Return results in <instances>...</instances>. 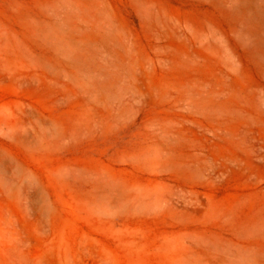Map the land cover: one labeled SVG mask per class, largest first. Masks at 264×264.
Returning <instances> with one entry per match:
<instances>
[{"label": "rangeland", "instance_id": "1", "mask_svg": "<svg viewBox=\"0 0 264 264\" xmlns=\"http://www.w3.org/2000/svg\"><path fill=\"white\" fill-rule=\"evenodd\" d=\"M0 167V264H264V0H0Z\"/></svg>", "mask_w": 264, "mask_h": 264}, {"label": "bare ground", "instance_id": "2", "mask_svg": "<svg viewBox=\"0 0 264 264\" xmlns=\"http://www.w3.org/2000/svg\"><path fill=\"white\" fill-rule=\"evenodd\" d=\"M1 167H2V166H1ZM1 167H0V168H1ZM36 197H37V196H36ZM111 200H113V199H111ZM39 203H40V207H41V208L43 209V211H44L46 206H45V203L43 202V199H42V198H40V202H39Z\"/></svg>", "mask_w": 264, "mask_h": 264}]
</instances>
